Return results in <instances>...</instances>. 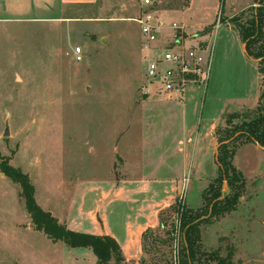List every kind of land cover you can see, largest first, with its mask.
<instances>
[{"label":"rangeland","instance_id":"obj_1","mask_svg":"<svg viewBox=\"0 0 264 264\" xmlns=\"http://www.w3.org/2000/svg\"><path fill=\"white\" fill-rule=\"evenodd\" d=\"M156 1L153 14L165 25L182 23L193 33L214 23L208 33L189 42L213 41L206 89L189 90L183 111L174 108L173 120L158 109L157 102L165 96L144 77L139 28L133 20L141 0L73 4L56 20L3 19L6 15L0 13V160L28 175L44 210L67 215L74 181L105 176L118 158L129 159V168L136 172V156L144 146L168 145L186 134L194 137L196 128L209 133L213 126L217 141L215 129L225 127L229 113L253 115L264 75L257 72L258 59L245 54L231 19L250 20L257 0H223L222 5L220 0ZM77 45L83 50L81 61L73 57ZM257 75L261 79L256 94ZM6 123L8 135H3ZM232 163L245 179L236 211L209 217L202 203L190 207L205 212L200 248L223 257L232 251L235 264H264V225L259 223L264 218V147L238 143ZM0 173V264H66L68 247L28 227L30 216L19 185L1 168ZM183 178V191L174 203L180 200L187 207L200 196L192 189L195 180L189 174ZM223 183L221 191L226 193L229 187ZM227 214L236 219L240 214L255 226L237 241V254L232 233H217V242L203 243L207 226L220 224ZM162 217L170 229L172 211ZM179 240L172 233L162 236L158 228L148 231L146 264H174Z\"/></svg>","mask_w":264,"mask_h":264},{"label":"crops","instance_id":"obj_2","mask_svg":"<svg viewBox=\"0 0 264 264\" xmlns=\"http://www.w3.org/2000/svg\"><path fill=\"white\" fill-rule=\"evenodd\" d=\"M95 1L0 0V13L6 15L3 19L56 20L62 17L65 8L69 5L90 4ZM156 2L154 7L158 6V1ZM257 72L260 73L258 66ZM257 78L256 94L261 76L259 79L257 75ZM184 105L185 102L179 104L166 96L157 102L158 109L164 110L169 120H173L171 115L174 108L182 112ZM198 129L193 132L194 137L186 134L185 138L180 136L168 145H150V148L144 146L136 156L137 164H140L136 172L129 168L130 160L121 157L118 158L119 161L109 164V171L105 176L83 177L74 181L76 190L70 201L68 214L49 212L72 230L112 236L121 248L125 264L148 263L150 254L143 234L158 228L162 236H165L168 224L166 223V227L163 225L159 213L173 205L177 196L182 193L183 177L189 174L192 180H195L196 186L192 189H195L200 196V199L195 200L193 204H186L190 208L201 205L203 189L218 175L214 126L209 133H199ZM173 218H175L174 214ZM245 221L240 214L237 215V219L236 216L227 214L220 224L211 223L203 231L204 245L206 241L209 245L214 243L213 241L217 242L215 238L217 233H222L224 236L232 233L234 247H237L235 254H237L239 248L237 241H242L244 231L251 234L255 227ZM259 223L264 225V218ZM28 227L36 230L32 222L28 223ZM68 249L65 253L66 264H96V257L90 248L68 247Z\"/></svg>","mask_w":264,"mask_h":264},{"label":"trees","instance_id":"obj_3","mask_svg":"<svg viewBox=\"0 0 264 264\" xmlns=\"http://www.w3.org/2000/svg\"><path fill=\"white\" fill-rule=\"evenodd\" d=\"M220 1L222 5L223 0ZM257 2L259 6L256 7L250 20L241 22L234 17L231 20L240 39L245 43V54L250 58L258 59V71L264 73V66L261 65L264 62V0H257ZM212 25L207 26L203 32L210 31ZM254 45L256 46L253 47ZM253 111L252 116L245 111L229 113L225 118V127L215 129L218 144L215 162L218 175L208 183L201 194V207L206 209L205 212L209 217L235 209L239 192L245 185L244 177L232 163L235 146L244 141H251L264 147V90ZM237 118L241 121L234 122ZM0 168L5 175L19 185L20 195L34 229L42 231L51 240L62 241L68 247L90 248L96 257V264H111V261L113 264H125L121 248L112 236L68 228L36 202L34 186L25 172L19 167L10 165L5 159L0 160ZM224 181L229 187L227 193L221 191ZM167 210L172 211L179 222L180 244L177 249V264H235L231 259L232 251L223 257L217 251H205L200 248L199 227L205 222V219H201L202 214L205 213L203 209L193 210L178 200L163 212ZM163 212L159 213V218L166 227L162 217ZM169 226L170 229H165V232L171 234L174 230L173 220ZM145 235L146 233L143 234V238Z\"/></svg>","mask_w":264,"mask_h":264},{"label":"built area","instance_id":"obj_4","mask_svg":"<svg viewBox=\"0 0 264 264\" xmlns=\"http://www.w3.org/2000/svg\"><path fill=\"white\" fill-rule=\"evenodd\" d=\"M154 1L156 0H141V10L133 18L139 28L144 77L147 84L154 85L156 93L182 104L189 90L205 88L213 41L208 39L189 43L196 36L208 32L188 33L186 26L178 22L165 25L153 14ZM217 26L218 23L215 27ZM73 57L77 61L82 60L81 46L74 47ZM174 219L173 234L178 238L179 222L176 215ZM178 245H175L174 264H177Z\"/></svg>","mask_w":264,"mask_h":264},{"label":"water","instance_id":"obj_5","mask_svg":"<svg viewBox=\"0 0 264 264\" xmlns=\"http://www.w3.org/2000/svg\"><path fill=\"white\" fill-rule=\"evenodd\" d=\"M156 4H157V2L154 1L153 5L155 6ZM3 135H8V125H7V123H6L5 130H4ZM217 148H218V144H217V146H216V152H217ZM215 158H216V155H215ZM224 185H225V183H223V186H224ZM226 193H227V192H226Z\"/></svg>","mask_w":264,"mask_h":264}]
</instances>
